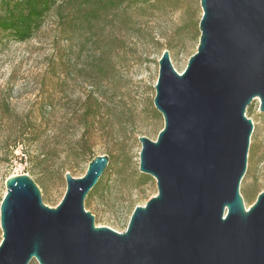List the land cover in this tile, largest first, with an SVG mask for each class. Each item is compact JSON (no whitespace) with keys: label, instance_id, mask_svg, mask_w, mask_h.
<instances>
[{"label":"water","instance_id":"1","mask_svg":"<svg viewBox=\"0 0 264 264\" xmlns=\"http://www.w3.org/2000/svg\"><path fill=\"white\" fill-rule=\"evenodd\" d=\"M195 52L181 73L158 59L153 105L163 127L139 136L138 170L156 194L123 232L95 226L85 199L109 163L93 157L64 174L56 207L27 174L8 177L0 201V264H264V190L239 193L257 100L264 113V0H199Z\"/></svg>","mask_w":264,"mask_h":264},{"label":"rangeland","instance_id":"2","mask_svg":"<svg viewBox=\"0 0 264 264\" xmlns=\"http://www.w3.org/2000/svg\"><path fill=\"white\" fill-rule=\"evenodd\" d=\"M201 14L199 0H137L106 16L93 41L83 33L67 38L54 13L30 39L4 40L0 44V199L8 177L27 174L38 185L43 203L56 207L66 188L64 174L81 177L89 157L107 155L109 163L100 176L105 191L85 209L94 215L95 226L123 232L132 207L144 205L156 194L152 177L139 180L138 137L155 140L163 127L153 105L158 59L168 50L175 70L183 71L196 50ZM87 94L99 100L102 114L85 133L88 158L76 163L64 151V142L73 144L82 130L64 105L80 104ZM249 107L246 116L253 131L239 186L246 210L264 190V113L259 112L257 100ZM28 123L39 128L36 142L16 138ZM15 139L19 144L12 148ZM20 148L26 163L19 160ZM39 153L47 156L44 163L33 159ZM119 167L122 173L117 175Z\"/></svg>","mask_w":264,"mask_h":264},{"label":"trees","instance_id":"3","mask_svg":"<svg viewBox=\"0 0 264 264\" xmlns=\"http://www.w3.org/2000/svg\"><path fill=\"white\" fill-rule=\"evenodd\" d=\"M135 1L137 0H0V44L4 43V40L23 42L30 39L42 27L45 19L51 13L56 15L61 32L67 38L75 33H83L87 41H93L98 36L97 26L106 16L121 7L125 8L128 2ZM97 69L100 72L102 70L99 67ZM64 106H66L67 112L72 111L73 116L77 117L76 127L82 130V134L73 144L69 141L64 142L66 145L64 151L71 154L76 163H79L89 156V151H86L89 146L85 139V133L99 123L102 107L93 94H87L80 104H65ZM249 109L250 107L246 111ZM40 111L45 115L47 113L46 106L42 105ZM39 133V128L36 125L28 123L16 138H24L25 141L33 143L37 141ZM18 144L19 140L15 139L12 148H16ZM33 159L41 164L47 160V156L44 153H39ZM91 159L92 157H89L87 162L89 163ZM121 173V167H119L116 174L120 175ZM148 179L150 177L147 175H139L140 182H146ZM104 191L102 177H100L85 199V207L90 205L96 195ZM29 264H33V260Z\"/></svg>","mask_w":264,"mask_h":264},{"label":"built area","instance_id":"4","mask_svg":"<svg viewBox=\"0 0 264 264\" xmlns=\"http://www.w3.org/2000/svg\"><path fill=\"white\" fill-rule=\"evenodd\" d=\"M20 149H21V148H20ZM20 156H21V157H19V160H22V159H23V162L26 163V159H27V158H26V155L22 152V149H21V152H20Z\"/></svg>","mask_w":264,"mask_h":264}]
</instances>
